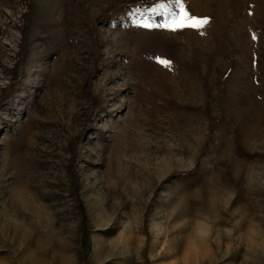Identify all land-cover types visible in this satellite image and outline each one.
<instances>
[{
  "label": "rangeland",
  "instance_id": "374dc122",
  "mask_svg": "<svg viewBox=\"0 0 264 264\" xmlns=\"http://www.w3.org/2000/svg\"><path fill=\"white\" fill-rule=\"evenodd\" d=\"M0 264H264V0H0Z\"/></svg>",
  "mask_w": 264,
  "mask_h": 264
},
{
  "label": "snow or ice",
  "instance_id": "6c2138e0",
  "mask_svg": "<svg viewBox=\"0 0 264 264\" xmlns=\"http://www.w3.org/2000/svg\"><path fill=\"white\" fill-rule=\"evenodd\" d=\"M184 17L186 18H182V19H173V25L175 26V28H179V27H183L186 23H188V20L191 19L190 17L187 16V13H184Z\"/></svg>",
  "mask_w": 264,
  "mask_h": 264
}]
</instances>
